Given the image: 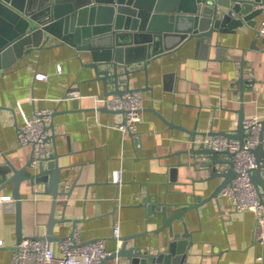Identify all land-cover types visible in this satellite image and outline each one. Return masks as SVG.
<instances>
[{
	"label": "crops",
	"instance_id": "crops-1",
	"mask_svg": "<svg viewBox=\"0 0 264 264\" xmlns=\"http://www.w3.org/2000/svg\"><path fill=\"white\" fill-rule=\"evenodd\" d=\"M262 17L263 12L236 31L215 32L211 41L187 39L152 57L147 73L135 72L131 83L141 87L144 119L134 135L118 128L124 111L96 112L91 95L105 94L104 84L84 63L87 51L81 59L73 46L54 40L0 72V165L10 159L20 167L32 157L33 147L17 139L23 114L55 109L53 149L64 166L67 182L62 185L75 184L55 207L57 217L67 218L54 228L58 254L59 240L73 231L83 242L105 237L108 249L115 250L113 227L119 222L130 244L145 249H167L177 239L178 250L187 252L185 264H264L257 259L264 255V243L255 238L254 212L233 210L222 191L215 195L222 177L196 161L208 160L209 154L193 151L194 137L195 146L202 147L208 132H232L242 106L246 118H264V36L257 27ZM70 88L83 95L77 108L72 98L59 100ZM120 168L117 183L113 178ZM28 184L20 189L22 227L25 237H34L47 233L53 196L31 191ZM12 186L0 196H12ZM164 206L168 217L182 211L166 224ZM16 226L14 200H5L0 204V264L12 263ZM177 232L189 235L177 237Z\"/></svg>",
	"mask_w": 264,
	"mask_h": 264
},
{
	"label": "water",
	"instance_id": "water-1",
	"mask_svg": "<svg viewBox=\"0 0 264 264\" xmlns=\"http://www.w3.org/2000/svg\"><path fill=\"white\" fill-rule=\"evenodd\" d=\"M260 2L264 0H0V72L33 49L57 40V43L65 42L77 49L81 59L84 51L90 53L84 63L94 68L95 79L102 81L105 94L141 89L132 86V75L143 69L147 73L152 57L187 39L211 41L215 32L236 31L245 23L252 25L256 15L263 11L257 6ZM72 101L75 108L79 107L78 98H72ZM245 118L242 106L238 126L232 132L210 131L208 134L228 135L243 141L249 134L244 125ZM50 126L54 128L53 123ZM261 132L262 138L264 132ZM54 135L55 132L51 137ZM195 139L193 151L198 155H210L208 160L196 161L222 177L214 193L217 195L237 175L233 166L234 153L229 149L219 151L209 146L197 147ZM253 150L257 166L252 181L264 201L263 141ZM221 154H226L227 158L222 159ZM225 164L226 167H221ZM63 169L57 152L39 162L34 161L32 152L30 160L20 167L10 159L0 165V191L13 185L18 241L25 237L20 189L26 181L31 191L53 196L47 233L34 236L51 241L58 238L54 234L55 224L67 219L55 214L58 197L71 195L75 185L72 183L68 189L62 185L67 182ZM165 209L164 206L162 214L166 224L182 211L177 209L168 217ZM179 234L182 233H175L177 237ZM130 238L122 235V247L105 256L103 264H185L187 260V252L178 250L180 241L177 239L167 249L153 251L130 244Z\"/></svg>",
	"mask_w": 264,
	"mask_h": 264
},
{
	"label": "built area",
	"instance_id": "built-area-1",
	"mask_svg": "<svg viewBox=\"0 0 264 264\" xmlns=\"http://www.w3.org/2000/svg\"><path fill=\"white\" fill-rule=\"evenodd\" d=\"M263 11V17L258 22V31L264 36V2L257 4ZM62 70L61 66H58ZM38 77L47 78L42 73ZM94 108L96 112L101 109L119 111L123 109L125 121L120 123L118 128L124 134L134 135L139 124L143 121V100L141 89L125 91L118 94H93ZM83 97L80 90L70 88L65 98ZM55 109L52 107L40 108L34 111L31 116L23 114V123L18 127L17 139L22 145L33 147L34 161L39 162L43 158H49L53 153L52 134L55 129L50 126L53 122ZM248 136L241 141L238 138H231L228 135H207L200 140L202 146L213 147L219 151L229 149L234 153L233 166L237 175L228 182L222 189V194L228 198L233 210L244 211L248 209L254 212L256 223L255 238L258 242L264 243V201L261 199L256 186L252 181L253 170L257 166V157L253 150L262 140L264 143L263 118L255 115L244 120ZM122 168L116 169L114 181L120 183L122 180ZM13 199L11 195H1L0 204L5 200ZM121 224L115 223L113 227V238L117 242V248L110 250L107 247L106 238H96L81 241L77 233L69 234L59 240L62 254L56 251L53 240L38 237H24L17 242L11 264H103L105 256L113 251H118L123 244ZM264 261V255L257 257ZM119 264V262H117Z\"/></svg>",
	"mask_w": 264,
	"mask_h": 264
}]
</instances>
